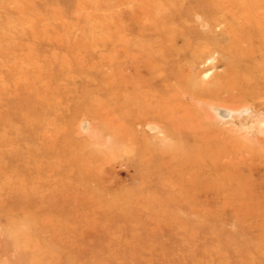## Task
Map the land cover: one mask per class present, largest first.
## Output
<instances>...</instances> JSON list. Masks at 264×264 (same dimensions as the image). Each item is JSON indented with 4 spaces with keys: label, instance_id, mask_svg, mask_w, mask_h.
I'll list each match as a JSON object with an SVG mask.
<instances>
[{
    "label": "rangeland",
    "instance_id": "obj_1",
    "mask_svg": "<svg viewBox=\"0 0 264 264\" xmlns=\"http://www.w3.org/2000/svg\"><path fill=\"white\" fill-rule=\"evenodd\" d=\"M223 4L0 0V264H264V42Z\"/></svg>",
    "mask_w": 264,
    "mask_h": 264
},
{
    "label": "bare ground",
    "instance_id": "obj_2",
    "mask_svg": "<svg viewBox=\"0 0 264 264\" xmlns=\"http://www.w3.org/2000/svg\"><path fill=\"white\" fill-rule=\"evenodd\" d=\"M223 3L222 10H224V12L223 17H221L220 20L215 21V18L210 19V15L207 13L199 14L197 17L209 28L213 25H223L221 28L222 34L233 31L234 23L237 20L241 21L245 27L247 26L256 36H258L261 43L264 42V0H223ZM178 14L181 15L179 18L185 19L184 24H186V22H188V14L186 15L183 11ZM176 15L177 14L175 13L166 15L162 24L168 22L177 24V21L175 20ZM181 23L183 24V21ZM167 32L171 34L172 38L182 36L185 38L187 44L195 43L196 46L200 45L202 40H207L206 38H209L207 35H210L207 32H198L190 26H183L181 29L177 28L172 31L168 30ZM192 33L194 35H192ZM147 96L149 97V95ZM154 127L150 126V128Z\"/></svg>",
    "mask_w": 264,
    "mask_h": 264
}]
</instances>
